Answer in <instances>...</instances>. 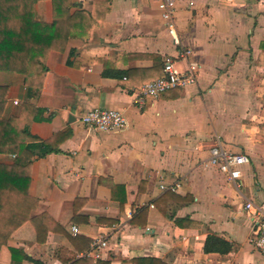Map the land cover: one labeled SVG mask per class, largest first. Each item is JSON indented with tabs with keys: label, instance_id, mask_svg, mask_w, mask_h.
<instances>
[{
	"label": "crops",
	"instance_id": "crops-1",
	"mask_svg": "<svg viewBox=\"0 0 264 264\" xmlns=\"http://www.w3.org/2000/svg\"><path fill=\"white\" fill-rule=\"evenodd\" d=\"M176 2L175 41L156 0H36L35 20L58 21L63 37L33 92L25 75L0 71V120L27 107L24 127L49 152L25 179L40 231L26 222L0 264H12L13 251L14 264H264L244 209L264 204V0ZM185 50L187 60L177 58ZM169 56L180 72L197 64V84L136 104ZM93 109L121 111L128 127L84 125ZM217 144L250 157L237 185L208 166ZM15 160L0 153V180ZM209 236L231 251L206 253Z\"/></svg>",
	"mask_w": 264,
	"mask_h": 264
},
{
	"label": "trees",
	"instance_id": "trees-1",
	"mask_svg": "<svg viewBox=\"0 0 264 264\" xmlns=\"http://www.w3.org/2000/svg\"><path fill=\"white\" fill-rule=\"evenodd\" d=\"M35 3L36 0H0V71L25 75L30 92L42 85L48 55L63 37L58 21L46 25L35 20ZM2 109L0 102V112ZM25 110L19 118L0 120V153L7 152L16 156L11 177L0 180V250L7 246L9 238L28 221L34 223L37 232L40 231L38 217L30 216L38 202L25 193V179L36 155L44 157L49 152L41 151L43 144L30 134L28 126L24 127ZM8 140L10 146L4 145ZM231 249L229 243L215 236H209L205 245L206 253L227 254ZM15 255L13 251L12 264L15 263ZM134 264L165 263L156 259H140L134 261Z\"/></svg>",
	"mask_w": 264,
	"mask_h": 264
},
{
	"label": "built area",
	"instance_id": "built-area-1",
	"mask_svg": "<svg viewBox=\"0 0 264 264\" xmlns=\"http://www.w3.org/2000/svg\"><path fill=\"white\" fill-rule=\"evenodd\" d=\"M156 2L168 27L169 34L176 41V0H156ZM190 54L191 51L189 50L181 51L177 58L187 60ZM176 63V58L166 57L164 59V76L139 89L135 94V103L142 106L146 98H158L170 90L197 84L198 65L189 63L188 69L185 72H180ZM14 105H18V102H14ZM81 122L101 133L119 132L128 127L126 116L117 110L93 109L82 116ZM250 163L251 160L248 155L226 151L221 144H217L210 150L208 166L217 169L226 176L228 182L237 185V182L242 178V168ZM161 188L165 189V186H161ZM177 188L178 186L173 190L176 191ZM244 209L249 221L256 226L257 237L254 240V247L264 257V204L257 206L253 202H247ZM73 232H77L75 227ZM106 247V240H97L93 245L91 255L100 259Z\"/></svg>",
	"mask_w": 264,
	"mask_h": 264
}]
</instances>
